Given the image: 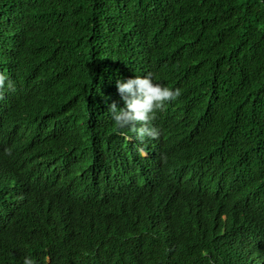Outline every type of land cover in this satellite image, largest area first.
<instances>
[{
	"label": "trees",
	"instance_id": "obj_1",
	"mask_svg": "<svg viewBox=\"0 0 264 264\" xmlns=\"http://www.w3.org/2000/svg\"><path fill=\"white\" fill-rule=\"evenodd\" d=\"M19 67L71 129L46 142L60 168L41 169L35 207L0 194V264H246L240 205L264 211V0H0V78ZM146 74L179 90L163 109L193 127L197 177L231 188L217 230L153 225L161 213L119 197L140 161L108 106L123 107L117 80Z\"/></svg>",
	"mask_w": 264,
	"mask_h": 264
},
{
	"label": "clouds",
	"instance_id": "obj_2",
	"mask_svg": "<svg viewBox=\"0 0 264 264\" xmlns=\"http://www.w3.org/2000/svg\"><path fill=\"white\" fill-rule=\"evenodd\" d=\"M35 71L26 80L19 79L25 76L22 67L6 71L0 78V194L20 200L25 197V205L33 207L36 198L40 202L41 187L36 180L44 176L41 169L46 164L60 168L45 156L48 153L53 158L46 142L71 129L66 122L53 120L43 101L33 94V88L40 85ZM116 88L123 107L113 102L108 113L115 130L133 132L127 140L135 144L140 161L135 179L119 191L120 198L128 196L130 213L145 209V217L149 212H159L153 223L156 226L171 215L183 224L199 220L205 228L219 229L227 221L221 205L228 206L231 188L225 182L197 177L201 167L200 153L192 151L194 129L178 109H163L177 99L179 90L155 83L150 74L117 80ZM61 194L63 198L65 188L59 189L57 198ZM240 207L234 236L238 252L246 264H264V211L248 200ZM62 208L66 206L62 204ZM22 264H33V260L26 255Z\"/></svg>",
	"mask_w": 264,
	"mask_h": 264
}]
</instances>
